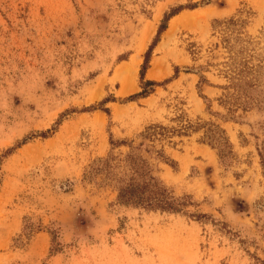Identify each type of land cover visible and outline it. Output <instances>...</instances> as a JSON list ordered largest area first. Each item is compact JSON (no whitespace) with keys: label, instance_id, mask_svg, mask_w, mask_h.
Segmentation results:
<instances>
[{"label":"rangeland","instance_id":"rangeland-1","mask_svg":"<svg viewBox=\"0 0 264 264\" xmlns=\"http://www.w3.org/2000/svg\"><path fill=\"white\" fill-rule=\"evenodd\" d=\"M130 143L180 212L93 172ZM0 264H264V0H0Z\"/></svg>","mask_w":264,"mask_h":264},{"label":"trees","instance_id":"trees-1","mask_svg":"<svg viewBox=\"0 0 264 264\" xmlns=\"http://www.w3.org/2000/svg\"><path fill=\"white\" fill-rule=\"evenodd\" d=\"M164 29L161 26L159 33ZM146 64L141 67L140 77L143 78V72ZM152 82H146V85H153ZM142 96L146 95V91L141 92ZM153 128H148L143 135L144 139L153 136L150 133ZM206 135L209 143L215 145L222 156L229 153L226 147L229 143L224 136L217 132ZM128 144L129 151L121 158L107 156L97 160V166L93 169L97 176H102L103 181L114 186L116 191V202L123 206L140 207L147 210H159L163 212H180L183 206L189 204L184 198L175 197L172 192L166 188L163 183L154 174L148 159L140 153V147ZM156 154L163 158L161 151ZM262 160V159H261Z\"/></svg>","mask_w":264,"mask_h":264},{"label":"bare ground","instance_id":"bare-ground-1","mask_svg":"<svg viewBox=\"0 0 264 264\" xmlns=\"http://www.w3.org/2000/svg\"><path fill=\"white\" fill-rule=\"evenodd\" d=\"M154 65H155V64H154ZM152 69H153V68H152ZM153 70H154V69H153ZM149 76H150V77L152 76V70H151ZM123 91H125V89H123Z\"/></svg>","mask_w":264,"mask_h":264}]
</instances>
